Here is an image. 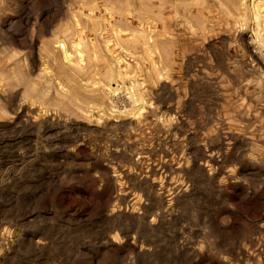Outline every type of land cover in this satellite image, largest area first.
<instances>
[{"label":"rangeland","instance_id":"obj_1","mask_svg":"<svg viewBox=\"0 0 264 264\" xmlns=\"http://www.w3.org/2000/svg\"><path fill=\"white\" fill-rule=\"evenodd\" d=\"M0 264H264V0H0Z\"/></svg>","mask_w":264,"mask_h":264},{"label":"bare ground","instance_id":"obj_2","mask_svg":"<svg viewBox=\"0 0 264 264\" xmlns=\"http://www.w3.org/2000/svg\"><path fill=\"white\" fill-rule=\"evenodd\" d=\"M64 39V38H63ZM56 42H57V40H56Z\"/></svg>","mask_w":264,"mask_h":264}]
</instances>
